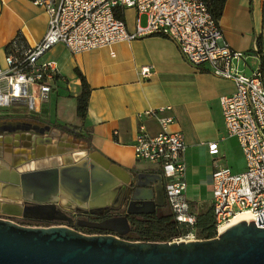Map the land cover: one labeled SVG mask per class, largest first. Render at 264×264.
<instances>
[{
    "label": "crops",
    "instance_id": "crops-1",
    "mask_svg": "<svg viewBox=\"0 0 264 264\" xmlns=\"http://www.w3.org/2000/svg\"><path fill=\"white\" fill-rule=\"evenodd\" d=\"M225 2L218 24L226 43L235 51L251 53L259 41L258 56L248 61L244 72L249 74L260 67L264 73V0ZM125 13L132 17V24L126 23ZM135 16L132 9L124 11L123 19L130 32L134 28ZM47 19L45 9L29 0H0V64L5 56V45L11 38L20 33L29 46L35 45L46 31ZM43 59L57 64L59 78L42 105L41 114L35 118L0 116L4 119L0 126L17 121L36 124L32 120L39 118L43 119L37 123L40 127L49 126V122L57 125L50 126L51 134L55 136L50 137L47 132L36 135L29 131L11 135L10 143L0 139V151L3 152H0V163L9 167L11 162H17L18 167L36 164L39 160L47 161L50 158L46 155L47 150H52L56 157L66 154L76 160L81 156L80 162L74 163L85 161L87 167L93 163L100 168L98 162L105 158L127 171L159 174L157 166L135 161L131 144L140 124L149 133L158 131L152 119H139L137 115L162 106L170 107L166 114L173 118L168 130H177L184 137L185 196L195 209L194 214L210 207L212 170L216 167L228 168L232 173L244 170V158L236 139L226 134L219 105L220 97L234 91L233 83L193 69L185 63L171 40L146 36L78 54H71L63 45L57 44ZM144 67L150 70L145 79L139 76V70ZM75 70L89 87L85 118L82 123L77 119L72 126L78 136L86 134L88 139L83 141L58 126L67 124L59 119L65 115L67 102L75 100L80 91ZM60 87L68 95L54 101L58 108L48 117V101L57 96ZM2 134L8 135L6 132ZM19 137L25 139L19 141ZM42 138H50V143L37 146L35 150L33 140ZM210 143H217V155H209L207 145ZM68 205L74 206L67 201Z\"/></svg>",
    "mask_w": 264,
    "mask_h": 264
},
{
    "label": "built area",
    "instance_id": "built-area-1",
    "mask_svg": "<svg viewBox=\"0 0 264 264\" xmlns=\"http://www.w3.org/2000/svg\"><path fill=\"white\" fill-rule=\"evenodd\" d=\"M29 1L45 9L47 28L33 46L16 36L5 45L0 64V116L35 118L41 114L59 78L57 64L43 57L57 44L78 54L146 36L167 38L193 69L234 85L232 93L220 97L219 105L226 134L236 139L245 167L240 173L225 167L212 170L210 207L216 231L244 213L256 224L258 214L264 213V73L260 67L249 74L244 69L258 56V48L251 53L231 49L203 0ZM127 9L136 14L131 32L120 18ZM141 15L146 18L143 27ZM149 75V68L139 70L142 78ZM169 110L161 106L139 113L136 118L152 119L158 131L149 133L140 124L131 148L135 161L158 167L167 208L176 223L190 228L170 241H197L193 229L196 214L185 196L186 145L181 132L168 130L173 123L166 114ZM207 150L209 155H217V143L208 144Z\"/></svg>",
    "mask_w": 264,
    "mask_h": 264
},
{
    "label": "water",
    "instance_id": "water-1",
    "mask_svg": "<svg viewBox=\"0 0 264 264\" xmlns=\"http://www.w3.org/2000/svg\"><path fill=\"white\" fill-rule=\"evenodd\" d=\"M29 131L55 136L50 126L28 121L0 126V134L9 136L3 139L5 143L11 142V135ZM33 142L37 150V146L49 144L50 138ZM51 151L46 153L50 158L39 160L33 169L19 170L17 162H11L10 167L0 163V213L31 220H63L66 215L60 198L66 196L77 209L81 205L96 207L102 213L116 200L117 207L125 206V214L84 223L112 234H84L68 226H30L0 218V264H264V228L258 227L264 225V213L256 217L257 225L239 221L209 240H124L130 229L127 216L152 215L165 206L160 175L127 171L105 158L98 162L100 168L93 163L87 167L85 161L74 163L80 162L81 156L74 160L66 154L56 157ZM12 201L33 205L21 207Z\"/></svg>",
    "mask_w": 264,
    "mask_h": 264
},
{
    "label": "trees",
    "instance_id": "trees-1",
    "mask_svg": "<svg viewBox=\"0 0 264 264\" xmlns=\"http://www.w3.org/2000/svg\"><path fill=\"white\" fill-rule=\"evenodd\" d=\"M207 7L208 12L215 20H219L225 0H203ZM120 18H123L122 16ZM22 37L20 33L15 35ZM23 38V37H22ZM259 41H257V48L259 51ZM75 75L80 80V91L75 96V115L82 123L85 118L87 101L89 96V87L85 82L83 76L75 70ZM64 131L78 136L75 132V127H62ZM81 136V135H80ZM88 139V138H87ZM86 139V140H87ZM211 207H208L204 212L195 215L194 230L196 234L203 239H211L216 235L213 215ZM131 238L136 241H150V242H167L173 238L185 235L189 232L190 228H186L183 224H178L174 221L170 210L163 212V210L156 211L152 215L133 216L131 219Z\"/></svg>",
    "mask_w": 264,
    "mask_h": 264
},
{
    "label": "flooded vegetation",
    "instance_id": "flooded-vegetation-1",
    "mask_svg": "<svg viewBox=\"0 0 264 264\" xmlns=\"http://www.w3.org/2000/svg\"><path fill=\"white\" fill-rule=\"evenodd\" d=\"M5 136L7 137L8 135L0 134V139L3 141L4 138L6 139ZM0 152L3 154L2 151ZM159 175L161 177V184L164 186V179L161 173H159ZM12 202L19 204L21 207L33 205L32 203L23 202V201H12ZM117 205L118 204L116 200H111L109 202V206H110L109 210L106 213H102V211L96 207L90 208L88 206L81 205L79 206L80 208L77 209L76 208L77 206H70V205L67 206L66 204L64 206L65 208H61V210L65 213L66 217L63 220H55V221L31 220V219H27L23 217L10 216L6 214H2V213H0V218L13 220V222L17 224L30 225V226H68L81 233L83 232L84 234H96V233L97 234H110L111 232L89 228L86 225H84V223L86 222L99 223V222H102L110 218H117V217L124 216L125 206L123 205V207H117ZM71 207L72 209H69ZM112 207H115V208H112ZM164 208L165 206L163 208L156 209V211H160ZM132 218L133 216H127L130 229H131V219ZM130 229H129V232L123 237L124 240L132 236Z\"/></svg>",
    "mask_w": 264,
    "mask_h": 264
},
{
    "label": "rangeland",
    "instance_id": "rangeland-1",
    "mask_svg": "<svg viewBox=\"0 0 264 264\" xmlns=\"http://www.w3.org/2000/svg\"><path fill=\"white\" fill-rule=\"evenodd\" d=\"M132 17H130L129 16V14L128 13H125V20H126V23L127 24H132ZM139 22H140V25L143 27V26H145V24H146V18H145V16H140V18H139ZM64 95H68V93H67V91L65 90V89H63L62 87H60L59 88V91H58V93H57V96L55 95L54 97H51L50 99H49V101H48V107H49V113H48V117H50L52 114H54L55 113V109H57L58 107H56V104H54V101L55 102H58L61 98V96H64ZM57 99V100H56ZM69 101V100H68ZM71 101H73V102H71ZM71 101H69V102H67V104L65 105L66 106V110H65V115H62V118L63 119H59V120H61L63 123H67V124H64V125H58V126H65V127H72L73 126V124H75L76 122H77V117H76V115H75V100H71ZM68 103H70V104H68ZM4 121V119H0V123H2ZM33 122H37V123H39V122H41V121H43V119H39V118H36V119H34V120H32ZM49 122V121H48ZM49 126H53V127H55V126H57V125H55V124H52L51 122H49V124H48ZM77 133V132H76ZM81 133V132H80ZM79 138H81V141H83V140H85L86 139V134H82L81 136L79 135L78 136ZM207 206V205H206ZM207 208H205L204 210H203V212L206 210ZM163 210V212H168V208H167V206H166V204H165V208L164 209H162ZM195 209L193 208L192 209V211H193V213L195 212L194 211ZM199 212H201V211H199ZM197 235V239H199V240H201V239H203L201 236H199L198 234H196ZM216 235H217V231H216ZM215 235V236H216ZM214 236V237H215ZM126 240H130V241H136V240H133L131 237H129V238H127Z\"/></svg>",
    "mask_w": 264,
    "mask_h": 264
},
{
    "label": "bare ground",
    "instance_id": "bare-ground-1",
    "mask_svg": "<svg viewBox=\"0 0 264 264\" xmlns=\"http://www.w3.org/2000/svg\"><path fill=\"white\" fill-rule=\"evenodd\" d=\"M71 152V151H70ZM73 152V151H72ZM38 163L36 164H28V165H24V166H21L19 168V170H24V169H33L34 167H36ZM60 203L61 205L64 207L66 204H67V199H66V196H62L60 198ZM251 220V217L249 216V214H240V215H237L235 218H233L230 222H228L227 224L223 225V226H220L217 230L218 233H221L223 232L225 229H227L229 226L239 222V221H250Z\"/></svg>",
    "mask_w": 264,
    "mask_h": 264
}]
</instances>
